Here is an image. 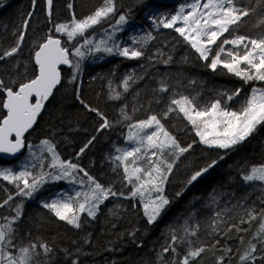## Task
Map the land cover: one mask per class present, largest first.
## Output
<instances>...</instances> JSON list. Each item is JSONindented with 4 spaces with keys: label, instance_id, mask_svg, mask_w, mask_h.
Returning <instances> with one entry per match:
<instances>
[{
    "label": "trees",
    "instance_id": "obj_1",
    "mask_svg": "<svg viewBox=\"0 0 264 264\" xmlns=\"http://www.w3.org/2000/svg\"><path fill=\"white\" fill-rule=\"evenodd\" d=\"M4 2L8 4L0 10V54L15 45L21 25L25 19L29 21L27 29L24 30L25 39L21 42V50L13 57L0 61V78L6 83L11 80L19 83L31 78L35 69L34 52L47 35H55L54 31H49L54 30L55 24L68 22L73 13L77 18H83L101 4V0H53V14L50 20L45 0H37L35 7L32 0H3L0 4ZM69 3L73 5L72 9L67 7ZM237 3L239 6L254 8L255 12L244 18L245 23L234 34L253 38L264 34V25L259 24L261 17H264V0H237ZM174 5L175 2L164 0H117L116 17L97 25L95 29H90L85 35L96 39L104 37V30L108 31V27L114 24L118 15L127 13L131 21L146 23L150 29L148 32H152L156 37L147 45L146 56L139 60H130L102 52L90 54L87 49H83L86 56L81 61V72L76 83H68L72 69L61 68V85L54 90L53 97L45 104L37 124L26 134V144L34 146L43 139L52 140L62 160L78 163L105 186L111 183L114 190L123 191L127 195L131 186L123 180L122 167L113 171L115 164L111 157L118 155L116 148L126 146L128 124L162 112L174 93L195 96L199 104L210 103L215 99H220L224 104L227 97L221 94H231L239 88L240 95L232 101H227L228 107L235 110L240 107L253 87L264 88V82L253 81L245 84L226 69L218 68L213 72L206 66L208 62L200 60L198 54L173 30L163 28L157 30L152 23L146 22L145 13L150 8L162 10L155 15L158 17L160 13L169 15L175 12ZM29 12H33L30 18ZM125 26L126 24L122 26V30ZM110 30L112 31L111 28ZM134 31L133 28H125L122 32H116L114 39L122 46L131 45V37L148 33L134 34ZM226 35L228 36L227 33ZM59 36L62 41L65 40L64 35ZM77 41L82 42V38H77ZM77 41L70 43V51ZM158 49L164 55L157 56L152 61L148 60L147 57L156 53ZM169 55L172 56V61L164 64L162 61ZM73 59L76 60V57ZM130 74L134 75L136 81L130 82L129 91L124 93L122 81ZM161 81L169 85L168 92L157 91ZM110 84L112 89L122 93L121 100L109 99ZM77 87L80 89V96L91 106L99 108L113 122V127L97 132L100 120L95 113L86 111L76 99ZM0 99H3L2 94ZM156 99L160 102L156 103ZM124 105H127L125 111L132 119L117 123L120 120V109ZM134 108L138 110L133 111ZM3 112L4 110L0 109V115ZM162 122L182 146L193 141L196 143L180 158L170 175L165 185V195L170 203L154 224H147L138 198L133 200L110 197L101 205L96 219L87 218L85 214L82 221L86 222L82 223L80 229H75L65 222L58 221L49 210L42 207L41 203H37L47 201L53 196L49 194L44 197V192L37 197L33 196L31 200L16 196L9 205L0 208L1 217L15 215L12 208L22 202L23 215L14 227L21 223L26 225V245L29 241L36 242L39 238L53 247L52 264H71L72 259H78V264H158L157 253L170 240V229H176L177 235H183L186 220L189 224L199 222L201 225L199 239L196 237L191 239L197 240V244H211L214 241L207 235L205 225L210 222L215 211L226 206L232 207L240 201L243 202L244 208H252L257 212L264 208V203H261L264 186L260 182L245 183L241 178L242 172H248L250 166L264 164V125L258 126L256 132L234 150H222L210 149L200 144L191 126L175 113L170 114L169 118ZM93 136L96 139L92 145L77 158L79 149ZM220 156L224 158L220 159ZM21 157L14 161L0 158V165L21 170L23 167ZM213 159L218 161L215 167L192 184L187 183L195 171ZM48 160L45 161L46 164ZM143 164L147 166L145 161ZM55 184L62 186V182ZM46 186L47 183L42 188ZM4 189H7V193ZM15 191L13 185L0 179V202L7 198L8 193L14 194ZM178 192L181 195L177 196ZM212 195H217L219 201L217 204L212 203ZM238 211L245 215L243 208H239ZM258 225L259 221H254L251 225H242L249 228V231L239 234L233 232L231 234L233 239L225 241L222 237H217L221 239V245L205 252L199 264H215L216 256L222 254L225 244L233 249L226 260L229 264H238L240 253L257 231ZM133 232L135 235H130ZM237 235L244 237V245L235 238ZM85 240L89 243H85ZM177 247L183 255L186 245L181 243ZM64 249L71 255L66 257ZM77 249L80 251L77 252ZM172 256L171 252L167 253L165 259L171 260ZM40 259L43 261L45 258L41 256Z\"/></svg>",
    "mask_w": 264,
    "mask_h": 264
},
{
    "label": "snow or ice",
    "instance_id": "obj_2",
    "mask_svg": "<svg viewBox=\"0 0 264 264\" xmlns=\"http://www.w3.org/2000/svg\"><path fill=\"white\" fill-rule=\"evenodd\" d=\"M36 3L37 0H32L33 7ZM45 3L47 16L51 20L53 0H45ZM67 7L72 9L73 5L69 3ZM117 12V0H101L100 6L83 18H77L73 13L68 22L55 24L54 30L49 31L66 36L67 43L82 38V42L77 41L78 46L73 44L70 51L60 38L55 37L54 34L47 35L43 42L39 43L38 50L34 52L35 69L31 78L19 83L15 80L6 83L0 78V94L3 95V99H0V109L4 110L0 115V153L15 155L27 147L30 161H34L26 163L18 172L10 168L0 169V179L7 181L16 189L14 194L8 193L7 198L0 202V208L9 205L16 196L32 198L46 183L68 180L69 183L79 184L81 188L87 185V190L75 191L74 195L61 193L50 202H42V207L49 210L58 221L80 229L82 223L86 222L82 221L83 215L86 214L87 218L94 220L101 205L110 197H123L133 200L138 198L147 224L152 225L170 203L165 195V185L170 175L180 158L196 143L193 141L182 146L177 137L166 128L163 120H167L170 114L175 113L178 118L182 117L187 125L191 126L200 144L210 149L222 150H234L252 136L258 126L264 125V88L253 87L240 107L235 110L228 107L227 101H232L240 95L239 88L231 94H221L227 97L224 104L220 99L199 104L195 96L174 93L162 112L148 115L145 119L127 125L126 138L136 146L130 149L116 148L115 151L119 154L111 157L115 164L113 171L122 167L123 180L131 186L127 195L123 191L114 190L111 183L105 186L78 163L62 160L56 151L55 143L50 139L40 141L36 146L40 149V155H37L33 151V145L26 144L25 134L37 124L46 102L53 97L54 90L61 85L60 66L66 65L72 69L68 83L74 84L81 72V61L86 56L83 49H87L90 54L102 52L139 60L146 56L147 45L156 39L152 32H148L131 37V45L122 46L117 42L114 37L116 32L122 31L121 26L128 22L127 13L118 15L111 25L113 31L108 32L105 29L104 37L96 39L85 35L90 29H95L97 25H102L116 17ZM253 12H255L254 8L239 6L237 0H203V2L192 0L191 3L181 4L174 14L153 16L150 19L155 29H171L178 34L182 41L198 54L200 60L208 62L206 66L213 72L218 68L226 69L228 73L247 84L253 81L264 82V34L253 38L234 33L245 23L244 18L249 17ZM31 16L32 13L29 12L28 17ZM28 24V19H25L19 29L15 45L0 54V61L13 57L21 50V42L25 39L24 30L27 29ZM259 24L264 25V17H261ZM226 33L228 37L225 36ZM226 45L232 47L226 49ZM163 55L158 49L147 59L152 61L157 56ZM74 57H78L79 60H74ZM171 61L172 56L169 55L162 62L168 64ZM135 81L136 78L131 74L123 79L124 93L129 91L131 83ZM109 87V99L121 100L122 93L112 89L111 84ZM157 91L166 93L169 91V85L161 81ZM76 99L86 111L95 113L99 118L97 132L113 127V122L99 108L91 106L80 96L79 87L76 88ZM159 102V99H156V103ZM125 108L127 105L120 109V120L117 123L132 119ZM137 110L133 109V111ZM95 139V136L91 137L79 149L77 158L85 153ZM44 153L48 154L50 160ZM46 160H48L47 164ZM140 161H145L147 166H141L138 163ZM217 163L216 159L211 160L195 171L187 183L192 184ZM46 168L48 170H45ZM80 173L83 176L78 178ZM241 178L245 183L260 182L264 186V164L250 166L248 172H242ZM4 191L7 193V189ZM179 195L181 193L178 192L177 196ZM211 200L213 204L219 202L217 195H212ZM261 203H264V196L261 198ZM239 208L244 209L246 218L245 215L240 214ZM12 211L15 215L3 217L6 222L0 224V264H52L51 254L54 250L47 242L37 238L36 242L29 241L26 246L18 247L15 242L18 232L14 225L23 215V203L17 204ZM254 221H259L257 231L253 233L244 251L240 253L238 264H264V208L259 212L252 208H244L242 201L214 212L210 222L205 225L207 235L214 241L211 244H197V240L191 239L192 237L199 239L198 233L201 228L199 222L189 224L186 220L183 235H177L176 229H170V240L157 253L158 264H199L205 252L221 245V239L217 237H222L225 241L233 239L231 235L233 232L237 234L248 232L249 228H244L242 225H251ZM130 235L134 236L135 233ZM235 238L241 245L245 244L243 236L237 235ZM84 242L89 243L88 240ZM181 243L186 245L183 255L177 247ZM63 251L66 257L71 255L67 249ZM79 251L80 249H77V252ZM170 252L173 256L171 260H166L165 254ZM232 252L233 249L225 244L222 254L216 256L215 264H229L226 257ZM258 252L261 254L257 255ZM41 256L45 258L43 261L40 259ZM71 264H78V259H72Z\"/></svg>",
    "mask_w": 264,
    "mask_h": 264
},
{
    "label": "rangeland",
    "instance_id": "obj_3",
    "mask_svg": "<svg viewBox=\"0 0 264 264\" xmlns=\"http://www.w3.org/2000/svg\"><path fill=\"white\" fill-rule=\"evenodd\" d=\"M1 1H3V0H0V2ZM164 1H171V2H175V5L174 6H176V10H175V12L178 10V8H179V6L181 5V4H187V3H191L192 2V0H164ZM202 2H203V0H202ZM158 11H162V10H157V8H150L146 13H145V19H146V22H148V23H151V17H153V16H155L156 14H157V12ZM175 12H171V13H169V15H171V14H174ZM32 14H33V12H32ZM163 15V13H160L159 15H158V17H160V16H162ZM122 27V26H121ZM109 29H108V32H112L113 31V29H112V27L110 26V27H108ZM110 28L112 29V31L110 30ZM125 28H133L135 31H134V34L136 33V32H139V33H141V34H144L145 32H148V31H150V29H149V27H148V25H146V23H144L143 21H140V22H138V21H131L130 19H128V22L126 23V26H125ZM124 28V29H125ZM124 29L122 30V31H124ZM121 31V32H122ZM55 35L56 36H58V37H60L59 35H62V34H60V33H55ZM225 36L226 37H228L226 34H225ZM61 38V37H60ZM230 38V37H229ZM63 43H65V46H68L69 47V45H70V43H67V37L65 36V40H63ZM219 43V42H218ZM226 47V49H228V48H231L232 46L231 45H226L225 46ZM76 60H79V58L78 57H76ZM62 68H69V67H62ZM48 102V101H47ZM44 111V110H43ZM127 134H128V131H127ZM40 143H38V144H35L34 146H33V151L34 152H36V154L37 155H40V149L38 148V147H36L37 145H39ZM32 145V144H31ZM136 145H135V143H133V142H129L128 140H127V142H126V146L125 147H122V149H124V148H127V149H130V148H132V147H135ZM119 154V153H118ZM44 155L46 156H48V154L47 153H44ZM21 156H23V158L21 157ZM19 157H21V161L20 162H23V166L26 164V163H30V162H34V161H30V156H29V150H28V148L27 147H25V150H24V152L21 154V155H19L18 157H16V159L17 158H19ZM26 158V160H24ZM16 159H14V160H16ZM14 160H12V161H14ZM143 162L144 161H140V162H138L141 166H144V164H143ZM144 167H146V166H144ZM2 168H10V169H12L14 172H18V171H20V169H16V168H11V166H2V165H0V169H2ZM23 169V167L21 168V170ZM83 175H81V174H79V176H78V178L79 177H82ZM86 179V178H85ZM55 182H62V186L60 185H58V184H55ZM55 184V185H54ZM53 185H54V187H53ZM49 187H53V188H49ZM82 190H87V185H85L84 186V188H81V186L79 185V184H73V183H69V181L68 180H60V181H51V182H49V183H47V186H46V188H41L37 193H35L34 194V196H39V194H42V192H44V197L45 196H47V195H49V194H53V196L51 197V199H49V200H47V201H41V202H37L38 204H42V202H50L53 198H56L57 196H58V194H61V193H67V194H69V195H74V193H75V191H82ZM27 199H29V200H31L30 198H27ZM6 221L1 217V215H0V224H2V223H5ZM14 228H16V230H17V232H18V235H17V238H16V243H17V245H18V247L19 246H26V236H25V233H26V225H23V223H21V224H17V226L16 227H14Z\"/></svg>",
    "mask_w": 264,
    "mask_h": 264
},
{
    "label": "water",
    "instance_id": "obj_4",
    "mask_svg": "<svg viewBox=\"0 0 264 264\" xmlns=\"http://www.w3.org/2000/svg\"><path fill=\"white\" fill-rule=\"evenodd\" d=\"M7 4H8V2H4V3H2V4H0V10L1 9H3L5 6H7ZM55 37H57V38H60V37H58V36H55ZM61 39V38H60ZM62 40V39H61ZM62 43H63V41H62ZM38 50V49H37ZM62 67H68V66H66V65H62V66H60V68H62ZM47 103V102H46ZM43 112V111H42ZM42 114V113H41ZM35 126V125H34ZM34 128V127H33ZM32 130V129H31ZM30 130V131H31ZM27 134V133H26ZM25 134V135H26ZM24 150H25V148L24 149H21V151L19 152V153H17V154H15V155H12V154H5V153H0V158H2L3 160H6V161H12V160H14V159H16V157H18L19 155H21L23 152H24Z\"/></svg>",
    "mask_w": 264,
    "mask_h": 264
}]
</instances>
